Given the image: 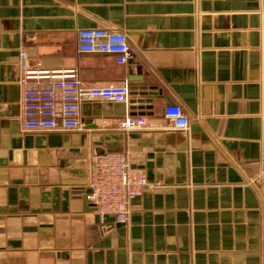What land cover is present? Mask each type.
<instances>
[{"label": "crops", "instance_id": "obj_1", "mask_svg": "<svg viewBox=\"0 0 264 264\" xmlns=\"http://www.w3.org/2000/svg\"><path fill=\"white\" fill-rule=\"evenodd\" d=\"M100 27L126 35V63L77 50ZM64 72L128 101L83 99L80 130H22L25 82ZM127 116L148 127L120 131ZM261 139L264 0H0V264H264ZM108 151L148 180L126 224L84 197Z\"/></svg>", "mask_w": 264, "mask_h": 264}, {"label": "built area", "instance_id": "obj_2", "mask_svg": "<svg viewBox=\"0 0 264 264\" xmlns=\"http://www.w3.org/2000/svg\"><path fill=\"white\" fill-rule=\"evenodd\" d=\"M76 47L81 53L112 54L118 64L131 56L125 34L107 28H81L76 33ZM24 57L25 53L22 51ZM30 74L25 75V81ZM131 88L128 85L86 86L73 72L54 75L47 84L25 82L21 96V128L24 131L80 130V103L85 98H101L114 103H126ZM164 116L178 129H186L189 120L182 107L168 104ZM148 127L144 116H127L117 128L129 132ZM259 168L255 179L264 178V139H261ZM85 199L95 208L99 221L112 216L116 222L129 220L131 200L147 187L145 171L130 163L123 152H102L91 156Z\"/></svg>", "mask_w": 264, "mask_h": 264}, {"label": "water", "instance_id": "obj_3", "mask_svg": "<svg viewBox=\"0 0 264 264\" xmlns=\"http://www.w3.org/2000/svg\"><path fill=\"white\" fill-rule=\"evenodd\" d=\"M144 94H145V93L141 92V95H142V96H144ZM150 101H151L150 98L145 99V98L141 97L140 99H138V102H139V103L150 102ZM132 102H133V101H132Z\"/></svg>", "mask_w": 264, "mask_h": 264}]
</instances>
